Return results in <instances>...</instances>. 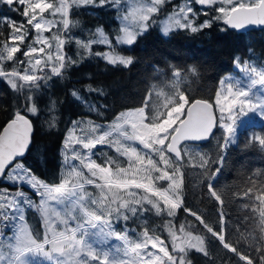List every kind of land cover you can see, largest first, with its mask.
<instances>
[{"label": "snow or ice", "instance_id": "snow-or-ice-1", "mask_svg": "<svg viewBox=\"0 0 264 264\" xmlns=\"http://www.w3.org/2000/svg\"><path fill=\"white\" fill-rule=\"evenodd\" d=\"M169 3L0 0L22 17L0 16V82L12 94L0 123V264H193V253L202 254L204 264H264V170L248 174L242 191L218 183L230 146L242 143V150L264 157V130L240 135L246 122L264 121V57L235 55V72L218 79L207 96H198L204 90L193 86L199 84L197 65H169L170 76L157 68L159 87L153 82L136 106L105 123L67 122L55 179L39 177L26 163L32 118L47 111L49 129L59 121L57 101L41 107L55 80L66 79L86 59L131 66L134 57L117 48L135 44ZM88 8L115 11L114 37L102 26L89 30L87 39L74 34L80 27L75 17ZM216 25L225 32L264 30V0H183L159 21L165 37ZM72 44L75 57L69 55ZM94 45L107 50L94 51ZM247 51L252 54V47ZM84 92L107 96L104 87L92 83ZM70 95L98 118L110 110L86 100L80 89ZM212 140L215 152L205 150L204 142ZM197 187L216 205L214 219L189 203V191ZM236 198L247 200L243 231L226 210ZM29 211L38 215L39 228L30 223ZM180 212L187 216L177 223ZM152 216L160 223H150Z\"/></svg>", "mask_w": 264, "mask_h": 264}, {"label": "trees", "instance_id": "trees-1", "mask_svg": "<svg viewBox=\"0 0 264 264\" xmlns=\"http://www.w3.org/2000/svg\"><path fill=\"white\" fill-rule=\"evenodd\" d=\"M176 0H171V2ZM169 4H166L167 6ZM92 13H95L94 15ZM10 16L17 21L22 17L17 13L9 11L7 6H0V16ZM165 16L164 13L157 14V23L143 35L139 36L137 42L132 46H121L119 50L124 55L134 57V63L128 68L123 66L113 67L106 64L102 59H86L67 73L64 80L57 79L48 94L42 98L41 107H45L49 101H57V111L54 113L59 117L55 128L49 129L45 124L49 113L43 112L39 118L33 117L35 130L30 151L26 155V163L41 178L46 180L55 179L61 167V146L64 139L67 122L83 116H91L96 119H110L114 114L125 108L136 106L145 95V90L156 82L159 87V78L154 75L155 69H164L168 75L171 74L169 65L187 66L197 65L200 68L199 84L194 87L203 88V93L197 95H209L216 88L217 81L223 75L234 71L233 57L237 54L242 58L264 57V30L251 28L245 31H221L223 25L213 26L203 32L192 34L188 31H174L169 36L162 35L159 21ZM116 13L108 8L81 9L80 14L75 17L80 21V27L74 29V34L82 39L89 37V30L94 32L97 26H102L110 38L119 28ZM251 46L253 53H248ZM94 51H105L106 46L94 45ZM76 46H69V55L75 57ZM88 83L104 87L106 97H98L95 94L89 95L84 92ZM80 89L85 99L93 103H105L110 105V110L105 112L104 117L98 118L95 113H89L82 104L76 101L71 95L72 89ZM12 103V94L6 84L0 82V123L6 118L7 106ZM250 130H264V121L252 124H245L240 128V135H246ZM219 135V133H217ZM216 141L204 142L205 150L215 152ZM260 169L264 170V157L256 150H242L241 146H230L226 153V166L218 183L228 184L233 191H242L247 175ZM25 191H28L25 188ZM201 189L197 187L190 190L188 201L194 207L205 213L206 218H215L216 205L210 203L200 195ZM247 203L246 199L236 198L227 206L230 218L234 224H239L241 231L248 227V222L243 218L248 215V210L243 208ZM32 212V211H31ZM187 214L180 212L177 223L182 221ZM193 220L192 217H187ZM37 220V219H36ZM37 222V221H36ZM236 239V236L232 237ZM218 245L217 241L213 242ZM225 250H220L221 256ZM228 256L233 254L228 253ZM193 264H204L206 258L202 254L193 253ZM234 258V257H233ZM219 264V262H217Z\"/></svg>", "mask_w": 264, "mask_h": 264}, {"label": "rangeland", "instance_id": "rangeland-1", "mask_svg": "<svg viewBox=\"0 0 264 264\" xmlns=\"http://www.w3.org/2000/svg\"><path fill=\"white\" fill-rule=\"evenodd\" d=\"M183 2V0H176V2H174V1H172L171 3H169V5H167V6H165L164 7V11H163V13L166 15L167 13H169L170 11H171V9H172V7H173V5H176V4H179V3H182ZM165 18V16H163L162 17V19L161 20H163ZM161 30V29H160ZM115 35V34H114ZM117 51L120 53V54H122V55H124L120 50H119V48H117ZM235 72V69H234V71H232V72H230V73H234ZM230 73H227V74H230ZM226 75V74H225ZM224 76V75H223ZM222 76V77H223ZM79 118H91V119H93V120H96L98 123H105L106 121H110L112 118H110V119H96L95 117H91V116H83V117H79ZM78 118V119H79ZM254 119V123H258V122H262V121H260V120H258V119H255V118H253ZM245 124H252V123H245ZM244 124V125H245ZM243 125V126H244ZM242 126V127H243ZM100 146H98V148H99ZM105 150H107V151H109V153L110 154H113L112 152H111V150L110 149H105ZM61 151H62V146H61ZM27 216L30 218V223H33V224H35V226L37 227V228H39L40 227V223H39V217H38V215L37 214H35L33 211L31 212V211H29L28 213H27ZM37 219V220H36ZM37 221V222H36ZM152 222H155V223H160V219L159 218H157V217H154V216H152L151 218H150V223H152ZM130 226H135V225H133V224H131V222H130ZM164 235H166V233H164ZM112 243H116L115 241H112Z\"/></svg>", "mask_w": 264, "mask_h": 264}, {"label": "water", "instance_id": "water-1", "mask_svg": "<svg viewBox=\"0 0 264 264\" xmlns=\"http://www.w3.org/2000/svg\"><path fill=\"white\" fill-rule=\"evenodd\" d=\"M251 29V28H250ZM249 30V29H248Z\"/></svg>", "mask_w": 264, "mask_h": 264}, {"label": "flooded vegetation", "instance_id": "flooded-vegetation-1", "mask_svg": "<svg viewBox=\"0 0 264 264\" xmlns=\"http://www.w3.org/2000/svg\"><path fill=\"white\" fill-rule=\"evenodd\" d=\"M198 7V6H197Z\"/></svg>", "mask_w": 264, "mask_h": 264}]
</instances>
